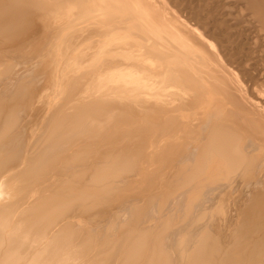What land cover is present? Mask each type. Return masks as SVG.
Here are the masks:
<instances>
[{"label":"bare ground","instance_id":"1","mask_svg":"<svg viewBox=\"0 0 264 264\" xmlns=\"http://www.w3.org/2000/svg\"><path fill=\"white\" fill-rule=\"evenodd\" d=\"M16 60L30 63L23 77ZM13 66L0 264H139L147 248L141 264H264V0H0V80ZM35 105L43 127L19 167L10 133ZM49 175L56 185L23 207L22 189ZM151 192L148 204L161 199L144 216L133 195ZM93 210L94 224L121 217L103 238L117 247L109 263L92 254ZM143 216L155 227L139 228Z\"/></svg>","mask_w":264,"mask_h":264},{"label":"rangeland","instance_id":"2","mask_svg":"<svg viewBox=\"0 0 264 264\" xmlns=\"http://www.w3.org/2000/svg\"><path fill=\"white\" fill-rule=\"evenodd\" d=\"M50 40H51V39H50ZM51 41H52V40H51ZM51 41H48L47 45H50V44H51ZM50 46H51V45H50ZM50 50H52V49H50ZM53 50H54V49H53ZM48 52H49V53H48V57H45V58L49 59V61H50V59H53V61L56 59V61H57V58H58V57H57V58L55 57V56H57L56 53H55V51H54V52L51 51V52L54 53L53 56H52V53H50L49 49H48ZM67 55H68V54L65 53V55H64L65 57H64V58H68L69 56L67 57ZM46 56H47V55H46ZM50 57H51V58H50ZM54 58H55V59H54ZM42 59H43L44 62L46 61V59H45V60H44V58H42ZM42 59L40 60L41 62L38 61V62H36V63H34V64L32 65L33 70H32V67H29V69L32 70V71H31V74H32V75H33V73L35 74L37 71H40V70L42 71V69H43V66H42V65H43V63H42L43 61H42ZM16 61L20 63L19 66H18L17 68H15V66H13V68L10 69L11 71L9 70L10 72L8 71V72L6 73V75H7L8 73H10V74L8 75V77L5 75V76L0 80V83L3 82V81L5 80V81L3 82L5 86H6V85L8 86V84H9L10 82H12V81H10L11 78H9V76H10V77L13 76V79H14V77L17 76L16 74H19V72L17 73L16 70H18V71H22L21 74H23L24 71H27V70H26L27 68L25 69L24 66L28 67V66L30 65V63H28V62L25 61V60H24V61H18V60H16ZM16 61H14V62H16ZM56 61H55V63L58 64L57 66H56L55 63H53V62L51 61V62L53 63V66H54V64H55V66H56L55 69H56V70L59 69V68H61V67L64 68V64H62L61 62L59 63V61H57V62H56ZM17 62H16V63H17ZM26 62H27V63H26ZM17 65H18V64H16V66H17ZM40 65L42 66V68H41ZM59 65H61V66H59ZM36 66H37V69H36ZM58 66H59V68H58ZM20 67H21V69H20ZM23 67H24V68H23ZM34 67H35V68H34ZM14 68H15L16 70H14ZM38 68H40V69H38ZM62 68H61V69H62ZM12 69H13V71H12ZM23 69H24V70H23ZM59 70H60V69H59ZM64 70H68V71H70V70H72V69H70V67L67 66V67L64 68ZM15 71H16V72H15ZM41 71H40V72H41ZM68 71H67V72L65 71V72L68 73ZM13 72H15V74H14ZM38 73H39V72H37V75H40V73H39V74H38ZM42 73H43V74H42ZM42 73H41V75H40V78H41V76H42V78H44L45 76L47 77V75H45V73H44L43 71H42ZM13 74H14V75H13ZM21 74H19V75H21ZM24 74H26V73L24 72ZM24 74L22 75V77L24 76ZM63 74H65V73L63 72ZM37 75H36V74H35V76L33 75V77H37V78H33V77H32V78H33V81H34V82L32 81V82H33L32 86H33V85L35 86V88H34V86H33L34 90H35L36 88L39 89V85H40V89H42V88H41V85H42L41 83H42L44 80H46V77H45V79L43 80L42 78H41V79L38 78L39 76H37ZM43 75H44V76H43ZM5 77H6V78H5ZM4 78H5V79H4ZM6 79H7V80H6ZM9 79H10V80H9ZM36 79H37V80H36ZM39 80H41V81L39 82ZM9 81H10V82H9ZM35 81H36V82H35ZM7 82H9V83H7ZM3 83H1V85H0V91H1V92H2L3 87H5V86L3 85ZM34 83H36V85H35ZM38 84H39V85H38ZM1 86H3V87H1ZM37 89H36V90H37ZM40 89L37 90V91H38V92H39V91L41 92ZM36 90H35V91H36ZM37 91H36V92H37ZM58 102H60V101L58 100ZM54 103H56V102H54ZM55 106H56V105H55ZM36 107H38V106L35 105L34 108H32L31 110L26 111V112H29V113H28L29 116H28V114H27L26 112H24L23 114L20 113L21 116L19 117L20 120L18 121V123H19L20 125L17 123L18 125H15L16 127H14V128H15V129L13 130L14 132L10 133L11 135H14V134H15V135H18V136L20 135L19 137L22 136V137H21L22 140L20 139V140H21L20 143H21L22 141H23V142L20 144V146L22 145V146L20 147V149L22 150V155H23V156H22V158H21L22 160H20V162H19L20 164H21V163H22V164L19 165V167L23 166V162H24L23 159H24V157H25V156H24V153H27V150H28V148H29V146H30V144H31V141L33 140V138H34L35 136H36L37 138L39 137V134H40V132H41V130H42L41 128L43 127V126H42V125H43V122H42L43 120L41 121V116H39L40 114L38 113V112H39V109L36 108ZM36 109H38V110H36ZM35 110H36L37 112H36ZM30 111H31V112H30ZM34 111H35L38 115H37L36 113H34ZM40 112H41V111H40ZM25 113H26V114H25ZM30 113H33V115H32V114L30 115ZM25 115H26V116H25ZM36 115H37V116H36ZM32 116H33V117H37V118H38V116H39L40 118H38V119L34 118V120H33V117H32ZM30 117H31V118H30ZM24 118H26L27 121L24 120ZM27 118H28L29 120H28ZM21 119H23V120L21 121ZM31 119H32V120H31ZM30 120H31L33 123H32ZM36 120H37V121H36ZM29 121H30L31 123H30ZM24 122H25V123H24ZM41 122H42V123H41ZM23 123H24V124H23ZM27 123H28V124H27ZM36 123H37V124H36ZM26 124H27V125H26ZM41 124H42V125H41ZM23 125H24V126H23ZM29 125H30V126H29ZM31 125H32V127H31ZM20 126H22V127H20ZM27 127H28L29 129H28ZM35 127H36V129H37L36 131H35ZM37 127H38V128H37ZM39 127H40V128H39ZM16 128H17V129H16ZM18 128H19L20 130H19ZM26 128H27V129H26ZM30 128H31V129H30ZM32 128H33V129H32ZM24 129H25V130H24ZM40 129H41V130H40ZM16 130H18L20 134H19L18 132H15ZM31 130H32V131H31ZM21 131H22V132H21ZM24 132H25V133H24ZM13 133H14V134H13ZM17 133H18V134H17ZM34 133H35V134H34ZM38 133H39V134H38ZM148 133H151V134L155 133V134H156V132H152V131H151V132H148ZM21 134H23V135H21ZM37 134H38V135H37ZM27 136H29V137H27ZM36 137H35V138H36ZM31 138H32V139H31ZM25 140H26V141H25ZM25 149H26V150H25ZM24 151H25V152H24ZM7 155H8V154H7ZM7 155L0 154V160H1V159L3 160ZM25 155H26V154H25ZM1 156H2V157H1ZM21 161H23V162H21ZM13 167H14V166H12V168H13ZM9 168H10V166L6 169L7 171L5 170V172H6V173L4 172L5 174L9 173V171H10ZM12 168H11V170L16 171L15 169H18V166H15L13 169H12ZM8 169H9V170H8ZM68 170H70V169H68ZM4 173H3V175H5ZM53 175H54V172H53ZM57 177H58V176H57ZM57 177H55V178L57 179V181H58V179H59V180H60V179L62 180V177H63V180L67 179V178H65L64 176H62V177L60 176V178H57ZM48 178H49V179H48ZM51 178H52V179H51ZM53 178H54V177H53L52 175H49V177L46 176V178H45V179H47V181H46L45 179H39V181H38L39 183H38V184H37V183H33V185H31V186L28 187L27 189L24 187V188L22 189V191H21L22 194H21V193L19 194L20 196H22V200H23V202L25 203V204L23 205V207L26 206V205L28 206V205H32V204L39 203L41 197H44L45 194L47 193V192H46V191L48 190V188H46L47 185H48V186H51V185L53 186V184H51V182H53V181H54L53 183L56 182V180L53 179ZM64 178H65V179H64ZM84 178H85V181H86V177H82V178H80L81 181H79V179L77 180V185H79V184L81 185L82 183H83V184H84V183H87V181H86V182H85V181L82 182V180H83ZM41 180H42V181H41ZM63 180H62V181H63ZM110 180H111V179H109L108 183H109L110 185H114V182H112V181H110ZM78 181H79V182H78ZM114 181L119 182V180H114ZM36 182H37V181H36ZM40 182H41V183H40ZM80 182H82V183H80ZM43 183H44V185H43ZM45 183H46V184H45ZM56 183H57V182H56ZM56 183H55L54 185H56ZM78 183H79V184H78ZM18 184H20V183H17V186H19ZM49 184H51V185H49ZM14 185H15V184H14ZM21 185L24 186V184H21ZM35 185H36V186H35ZM34 186H35V187H34ZM32 187H33L34 189H33ZM39 187H40V188H39ZM30 188H31V189H30ZM35 188H36V189H35ZM170 188H171V187H170ZM25 189H26V190H25ZM28 189H30V191H29ZM32 189H33V190H32ZM45 189H46V190H45ZM24 190H25V191H24ZM44 190H45V191H44ZM32 191H33V192H32ZM36 191H37V192H36ZM23 192H25L26 195L23 194ZM34 192H35V193H34ZM43 192H44V193H43ZM158 192H159V191H158ZM1 193H2V194L0 195V204H1V203L8 202L9 200H11V199L14 197V196L12 197V195H11L10 193H9V194H7V192L5 193V191H4V193H3V192H1ZM37 193H38V194H37ZM4 194H5V196H4ZM38 195H39V198H40V199L38 198ZM43 195H44V196H43ZM150 195H153L152 192H151L149 195L147 194L146 196H145V195H142V198H141V194H139V196H137V194L133 195V197L135 196L136 198H135V197L133 198L132 195H128V196H125V197H126V198H130V197H132V198L134 199V201H135V199H136V203L138 202V203H137L138 205H139V203H140V205H142L141 203H144V204L147 203V204H148V200H146V198H148V196H149V198L153 197V196H150ZM2 196H4V198H3ZM143 196L146 197V198L144 199ZM5 197H7V198H5ZM23 197H24V198H23ZM125 197H123L122 199H126ZM36 198H37V199H36ZM132 198H131V199H132ZM137 198H139V199H137ZM158 198H159V197H158ZM158 198H156V201H155V199H154L153 201L150 200V202L152 201V203L155 201L154 204L149 203L148 206H147V205L144 206V207H146V208H144V213H143L144 216L147 215L146 211H147V212H148V211H152V207H153V206H154V207H157V206L159 205V202H158V201H159V199H161V197H160L159 199H158ZM140 199H141V200H140ZM157 199H158V200H157ZM4 200H5V201H4ZM38 200H39V201H38ZM142 200H145L146 203H145L144 201H142ZM25 201H26V202H25ZM32 201H33V202L35 201L36 203H35V202L33 203ZM37 201H38V202H37ZM141 201H142V202H141ZM28 203H29V204H28ZM31 203H32V204H31ZM136 203H135V204H136ZM155 203H157L158 205L156 204V206H155ZM152 205H153V206H152ZM27 206H26V207H27ZM150 206H152L151 209H149ZM147 207H149V208H147ZM147 209H149V210H147ZM91 212H92V211H91ZM91 212L88 213V214H90V215H88V214L86 213V215H87L88 217L91 218V219H89V220H88V218H86L85 216H83V215H85V213H84V214H83V213H80V217H81V218L78 217V216H79V215H78L79 212L76 213V215H78V216H75V214H72V215L74 216V218H73V219H70V220H71V221L73 220V223L78 224V222H79V223H80V222H83L82 220H83V219L85 220V218H86L85 222L88 221V223H89V222L91 221V222H90V223H92L91 226L96 225L95 227L93 226L94 229H95V230H93V233H94L95 231H96V232L94 233V235L99 233L100 238L97 237V235H96V241L93 243V250H92L93 252H92V254H93V255L95 256V258H96V257H98V254H97L98 251H100L101 254L99 255V257H98L97 259H100V260H101V258H102L103 261L106 260V261L109 263L110 260H108V259H111L112 255H113V257H114V255H115L114 253L117 252V247L115 246V247H116V248H115L114 246H110L111 244H110L109 242H111V241L108 242V240L111 238L112 235H113V236L116 235V233H114V232H117V231H116V227H115V225L117 226V224H118L119 221L121 220V217H119V219H118V217H115L114 215H110V214H109L108 218H109V217L111 218V219L109 218L110 221H109V219H107L108 221H106V223H105V221H103V220L101 219L102 221H101V220L98 221V222H100V224H101V225H100L99 223L96 224V223H97V222H96L97 215H96V213H94L95 211L93 210V214H92ZM148 213H149V212H148ZM158 213H159V212L157 211L156 215H157L158 218H162V217L165 216V215L161 214V215H162V217H161V216H159L160 213H159V214H158ZM91 215H92V217H91ZM93 215H96V217H95V218H96V219H95V224H94V222H92V221H94V219H93L94 216H93ZM113 216H114V217H113ZM144 216L142 217L143 219H142V218H141V219H142L143 221H144V220H145V221L143 222V221L141 220V224H139V228H143L145 225H148V223L146 222V221H147V219H146L147 216H146V217H144ZM75 217H77V218H75ZM83 217H85V218H83ZM82 218H83V219H82ZM113 218H114V219H113ZM147 218L149 219V217H147ZM191 218H192V217H191ZM191 218L188 220L189 222L192 221L193 218H192V219H191ZM74 219H75V220H74ZM81 219H82V220H81ZM78 220H79V221H78ZM97 220H98V219H97ZM113 220H114V221H113ZM115 220H118V221H115ZM149 220H150V219H149ZM77 221H78V222H77ZM152 221H153V220H152ZM155 221H157V219H156ZM155 221H154V222H151V220L148 221V222H150L148 226H149V227L152 226V228H153V226L155 227V225H156V223H157V222H155ZM112 222H113L114 224H113ZM115 222H116V223H115ZM102 223H103V225H102ZM111 223H112V224H111ZM151 223H152V224H151ZM153 223H154V225H153ZM186 223H187V224H186ZM186 223H185V225H188V222H186ZM172 224H174V222H172ZM110 225H111V226H110ZM84 226H85V225H84ZM98 226H99V227H98ZM100 226H102V228H101ZM103 226H105V227H103ZM112 226H113V228H112ZM140 226H141V227H140ZM148 226H145V227H148ZM96 227H98V228H96ZM114 227H115V228H114ZM171 227H173V225H172ZM99 228H100L102 231H101ZM110 228H112L113 231H111ZM180 228H181V227H180ZM182 228H183V227H182ZM107 229H108V230H107ZM156 229H157V227L155 228V230H156ZM114 230H115V231H114ZM155 230H153V232H154V233H157V232H156L157 230H156V231H155ZM176 230H177V229H176ZM99 231L101 232V234H102V232H104L105 234H103V236H102V235L100 234ZM107 231H108V232H107ZM109 231H110V232H109ZM97 232H98V233H97ZM111 232H112V233H111ZM153 232H152V233H153ZM108 233H111V234H108ZM106 234H108V235H106ZM99 235H98V236H99ZM110 235H111V236H110ZM106 236H108V238H109V237H110V238H109V239H104V240H103V238H107ZM113 236H112V237H113ZM98 239H100L101 241L99 240V241H100V242H99ZM105 240H106V241H105ZM103 241H104V242H103ZM102 242H103L104 244H102ZM105 242H106V243H105ZM148 242H149V241H148ZM94 244H95V245H94ZM96 244H97V245H96ZM98 244H99V245L101 244V246H102V248L104 249V251H103V249L101 248V246H98ZM148 244H149V243H148ZM108 245H109V246H108ZM103 246H104V247H103ZM147 246H148V245H147ZM98 247H100V249H99ZM113 248H114V249H113ZM146 248H147V247H145V249H146ZM94 250H95L96 252H95ZM105 250H106V251L108 250V251L105 252ZM115 250H116V251H115ZM143 250H144V249H143ZM112 251H113V252H112ZM145 251H146V252H145ZM147 251L149 252V248H147L146 250L143 251L144 254L142 253V256H141V259H140V263H139V264L143 263L144 260H145V257H147V255L149 254ZM94 253H95L96 255H95ZM103 253H104V254H103ZM108 253H109V254H108ZM101 255H102V257H101ZM94 256H91L90 261L94 259ZM110 256H111V257H110ZM108 257H110V258H108ZM142 257H143L144 259H143ZM112 259L114 260V258H112ZM115 259H116V258H115ZM142 259H143V260H142ZM106 261H104V262L106 263ZM116 261H117V260H116ZM102 263H103V262H102Z\"/></svg>","mask_w":264,"mask_h":264}]
</instances>
